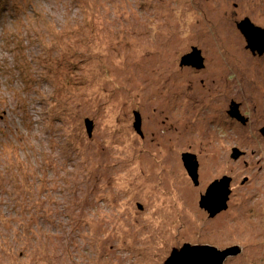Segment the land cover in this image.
I'll use <instances>...</instances> for the list:
<instances>
[{"label": "rangeland", "instance_id": "374dc122", "mask_svg": "<svg viewBox=\"0 0 264 264\" xmlns=\"http://www.w3.org/2000/svg\"><path fill=\"white\" fill-rule=\"evenodd\" d=\"M2 8L0 264H165L184 243L238 245L224 264H264V138L238 139L226 111L243 96L250 124L264 128V54L237 28L248 17L264 29V0ZM194 47L198 71L181 64ZM20 70L38 72L22 80ZM189 152L198 185L181 160ZM224 176L227 210L210 215L200 194Z\"/></svg>", "mask_w": 264, "mask_h": 264}, {"label": "water", "instance_id": "95a60500", "mask_svg": "<svg viewBox=\"0 0 264 264\" xmlns=\"http://www.w3.org/2000/svg\"><path fill=\"white\" fill-rule=\"evenodd\" d=\"M237 28L245 38L246 47L250 49L251 52H257L259 55H262L264 53V29L253 24L248 17L239 21L237 23ZM181 64L192 65L195 68L203 67V58L200 50L194 47L191 53L182 57ZM236 107L237 105L234 106L233 111H230V114L233 117L243 119ZM85 124L86 129L90 134L91 121L86 119ZM140 125V115L136 113L134 127L138 133H141ZM239 155L240 153L233 148L232 156L237 157ZM182 161L188 174L195 180L198 167L195 155L184 153ZM229 183L230 178L224 176L220 180L214 181L210 184L206 193L199 201L200 207L207 210L210 215H214L224 209L227 205L230 193ZM240 252L241 247L238 245L219 249L209 244L184 243L181 248H174L172 250L165 264H224L227 258L236 256Z\"/></svg>", "mask_w": 264, "mask_h": 264}, {"label": "flooded vegetation", "instance_id": "af4514ba", "mask_svg": "<svg viewBox=\"0 0 264 264\" xmlns=\"http://www.w3.org/2000/svg\"><path fill=\"white\" fill-rule=\"evenodd\" d=\"M252 53V55L253 56H255V55H257L256 54V52H251ZM264 54V53H263ZM262 54V55H263ZM258 56H261V55H258ZM204 64V63H203ZM187 67H189V68H192L191 66H187ZM192 70H196V71H198L199 69H195V67L194 68H192ZM235 101V100H234ZM235 102H237V104H235L234 102H233V100H230L229 101V104H228V108L229 109H227L226 111H227V113H228V116H229V118L232 120V121H230V124H228V128H227V131H231L232 130V134H236V136H238V139H240V140H242L243 138H244V136H245V133H250L252 136V139H257V137H263L264 138V128H263V126H258V125H252V124H250V121H251V117L250 116H245V115H247L246 114V112L248 113L249 112V108H248V106H247V102L245 101V99L243 98V96H242V98H240V100H238V101H235ZM231 103H232V105L234 104V106L235 105H237V107H236V109L238 110V112H239V114H240V116L244 119H241V118H239V117H233L231 114H230V111H233L234 110V106H231ZM255 110V109H254ZM217 118L218 119H221L222 117V115L223 114H225V113H222V111H220V112H217ZM221 115V116H220ZM243 116H245V117H243ZM236 122L238 123V124H236ZM218 125V124H217ZM216 127H219V125L218 126H216ZM139 134H141V133H139ZM227 140H228V138H222V141H223V143H228L227 142ZM234 147V146H233ZM231 151H233V149L231 150ZM243 151V154H241V155H245L246 154V151L245 150H242ZM190 153V152H189ZM183 154L184 153H182V155H181V160H182V157H183ZM190 154H193V153H190ZM193 155H195V154H193ZM231 155V154H230ZM231 157V156H230ZM239 157H240V155H239ZM195 159H196V155H195ZM239 161V160H238ZM244 161H245V159H244ZM187 171V170H186ZM187 174H188V172H187ZM189 175V174H188ZM229 176V175H228ZM216 177H218V176H215L214 178H216ZM189 178H190V180L192 181V183H194V185H198L199 184V180H198V170H197V173H196V179L194 180L190 175H189ZM231 181H232V179H231ZM231 181H230V185H231ZM209 186V185H208ZM208 186L206 187V189H205V193H206V191H207V188H208ZM230 190H231V188H229ZM231 192L232 191H230V193H229V197H230V195H231ZM204 195V193H201L200 194V198H199V200H198V205H199V201H200V199H201V197ZM229 197H228V200H227V205H226V207L224 208V210L222 209V211H226L227 210V206H228V201H229ZM199 207H200V205H199ZM201 208V207H200ZM201 209H203L205 212H207V210H205L204 208H201ZM221 211V212H222ZM220 212V213H221ZM218 213V212H217Z\"/></svg>", "mask_w": 264, "mask_h": 264}, {"label": "trees", "instance_id": "16d2710c", "mask_svg": "<svg viewBox=\"0 0 264 264\" xmlns=\"http://www.w3.org/2000/svg\"><path fill=\"white\" fill-rule=\"evenodd\" d=\"M5 9L4 8H2L1 10H0V13H2L3 11H4ZM16 70H18V67H16L15 68ZM37 72L38 71H35V72H32V73H27L26 71H23V70H20L18 73H17V76H19L22 80H24L25 79V77L27 76V77H29L30 79L32 78V77H34V76H32V75H37ZM32 76V77H31ZM13 120H15L14 118H13ZM20 121H22L21 120V118H19V122ZM26 121L25 120H23L22 122H21V124H24ZM5 123H7L6 122V120L2 117V116H0V130L1 129H7V124H5ZM16 128V125H13V129H15ZM1 147H0V154H1ZM2 184V183H1ZM12 186H14V184H12V182L10 183L9 181L7 182V187H12Z\"/></svg>", "mask_w": 264, "mask_h": 264}, {"label": "bare ground", "instance_id": "6f19581e", "mask_svg": "<svg viewBox=\"0 0 264 264\" xmlns=\"http://www.w3.org/2000/svg\"><path fill=\"white\" fill-rule=\"evenodd\" d=\"M256 54H257V56L259 55L257 52H256ZM230 159L232 160V162H237L238 160H240V157L239 156H237V157L231 156ZM231 160H229V162H231ZM212 171L213 170L209 171V177L212 176V178H213L216 175V173H214ZM186 193L187 192H184V194H186ZM185 205L189 206L187 202L185 203ZM188 210L190 211L191 215L193 216V219H192L193 222H197V221L202 219V217L200 215H196V212L193 211L192 207H188ZM172 221H175V218L173 220H171L170 222H172Z\"/></svg>", "mask_w": 264, "mask_h": 264}]
</instances>
